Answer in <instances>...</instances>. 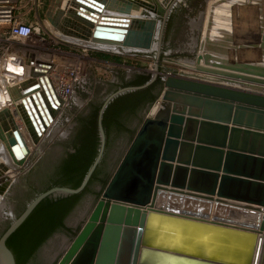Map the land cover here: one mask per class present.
I'll use <instances>...</instances> for the list:
<instances>
[{"label": "water", "instance_id": "obj_1", "mask_svg": "<svg viewBox=\"0 0 264 264\" xmlns=\"http://www.w3.org/2000/svg\"><path fill=\"white\" fill-rule=\"evenodd\" d=\"M67 1L66 12L59 8L49 18L63 34L92 44L151 50L174 0ZM204 43L203 38L199 51ZM199 51L197 61L209 59ZM159 57L158 51L154 76L129 91L156 81ZM213 64L229 70L227 76L264 84L259 64ZM34 75L27 69L29 79L9 87L15 111L0 109V139L18 168L32 154L23 126L40 152L42 133L61 104L53 101L50 78ZM161 80L168 114L146 115L99 199L81 215H86L81 228L72 239L64 238L56 264H264V92L186 76ZM119 95L108 99L101 117ZM100 126L101 153L81 186H56L38 194L0 235V264H16L6 241L43 198L85 189L105 146ZM0 165L3 199L15 174ZM212 206L222 216L228 209L255 216L246 223L219 219L211 216Z\"/></svg>", "mask_w": 264, "mask_h": 264}, {"label": "rangeland", "instance_id": "obj_2", "mask_svg": "<svg viewBox=\"0 0 264 264\" xmlns=\"http://www.w3.org/2000/svg\"><path fill=\"white\" fill-rule=\"evenodd\" d=\"M161 1L163 2L165 0H161ZM166 1H169V0H166ZM231 1L232 0H221L220 2L219 0H174L172 2V5L170 6L171 7L170 15L168 16L166 22H164V25L162 27V32H161V28L159 31V37H160V32H161L160 63L163 61L164 58H168V56L165 55L164 52L169 51L171 52L169 53L170 55L169 58L175 59V60H183L181 61V63L184 66L183 71L186 72V73H183V75H189L191 77L198 78V79L211 80V78L213 77L212 74L208 72H203L199 70L198 68H196L195 66H192L196 62H198L197 59L195 58L200 49V44L202 42V39L204 38L205 43H204L203 50L199 51V53H201L202 55H204L203 53H205V55L208 54V56H211L212 58L214 57L215 59H218L219 61L223 59L222 61L228 62L227 59H229L230 64L233 61L234 62L241 61L242 63L253 62L254 64H259L264 67V59H263L264 58V46L262 45L264 44V26H263L264 25V22H263L264 21V15H263L264 0H239V2L238 0H233L232 5L230 6L229 4L231 3ZM252 1H253V4L255 3L254 4L255 6L259 5V3L257 4L256 2L263 3V5L262 7L259 8L258 6V8L256 7L257 9H255V6H253ZM233 2L234 3L237 2L235 3L236 5H234ZM67 3H68L67 0H43L42 2L43 12L37 15V18L40 24V33L38 32L37 33L38 35L46 38L47 41L45 42L44 46L49 50L63 49L65 51H73L75 53H78L82 58L84 57V54L86 53L92 56H97L96 54H99V53H105V54L111 55L112 53H109V52L90 50L89 47L87 48L88 52H84V48H85L84 45L78 46L74 42L67 40L64 37L67 35L60 32L59 29H57V27H55L51 23L49 18H52L59 8L66 10L67 5H68ZM226 3H228L229 7L233 8L234 10L228 9L229 7L228 8L226 7L228 6L226 5ZM260 9H262V12L260 11ZM248 15H251V16L245 19V17ZM24 16L26 18L27 17L30 18L31 19L30 21L36 20L33 12L29 11ZM200 17H201L200 20H202V22H200L202 23L201 26H199L200 24H199V19H198ZM195 18H196V21H194ZM211 18H212V21H211ZM229 20H234L235 22H231V21L229 22ZM209 22H210V25H208ZM188 29H191V31H188ZM204 32H205V36H204ZM186 35L188 36L187 39H186L187 37ZM35 37L31 40L32 42H34ZM233 37L235 38L236 43H240V44L247 43V44L243 46H239L237 44L235 45V42L232 41L234 39ZM221 40L223 42H220ZM259 42H260L259 46L248 45L250 43H259ZM212 43L213 45L217 43L218 46H215V45L214 46L217 47L216 51L220 50L218 51V53L214 51L215 47L212 46ZM156 44L158 45L159 43H156ZM219 46L221 47L219 48ZM246 50H249L250 53L257 54V56L259 57L258 61L255 60L257 58L255 55L249 57L250 59L246 56V58L249 60L243 61L241 59V56H242L241 52L246 51ZM211 57H209V59H212ZM204 60L205 58L200 61H204ZM225 64H229V62ZM90 72H92L95 75V77H91V79L87 81L86 83L87 85L83 84V85H80L79 88H77L76 90L77 94L75 95L74 100L72 102L73 105H76V106L81 105L80 100L85 99V98H89L90 102L91 101L95 103L102 102L105 98H107L109 95H111L114 92V89H112L113 85L115 87V84L118 83L119 85L117 84L116 87L118 88L120 86L123 87L122 84L125 83L124 82L125 80L123 77L121 78L120 76L121 74L127 75V76H133L130 74L147 75L150 78L152 77V75L148 74L146 71H138V72L129 73L128 71L120 70L118 73H113V71H111L110 69L103 68V67H94L93 69L90 70ZM158 78L159 76L157 77V79ZM214 80H217V79H214ZM91 82L93 84L90 85V88H89L88 86ZM153 91L157 97L150 104L149 108L145 109L146 110L145 116L149 114L151 109L161 100L162 87L157 86L153 89ZM64 116H65V112H64ZM142 121L143 119H141V121L137 124L133 132L129 133L128 135H121L120 137L113 138L110 142V146L109 145L107 146V144L106 146H104L102 150V156H101L102 158L100 160L101 161L100 163H102V167L105 166V160H106L105 158H108V160L110 161V170H111L110 176L112 175L113 171L117 167L126 148L132 141ZM68 126H69V123L68 121L66 122V120L62 119V121L57 122L56 126L54 127V129L58 128L57 135L52 137L49 134V135H46L42 139L43 141L41 142L40 154L36 147L35 148L31 147L34 145L33 141L31 140L28 134H27L28 136L26 135V139L29 142V145L32 149V154L30 155L26 165L23 166L24 168L22 167V170L20 171V173L18 175L13 176V179H14L13 186L14 187L16 186L18 188L20 187L24 189L28 185H31L33 181L36 180V178L38 177V172L35 170L36 168L34 167L38 165L37 163L40 161L39 159L40 155L44 154V152L47 151L45 148L53 147V146L58 147V144L60 141L67 139V137H64V136L67 133ZM2 144L4 145L3 141L0 139V150L2 149ZM93 187L97 189L98 191L96 193L97 196L95 197L96 200H94V193L88 194V196H91V199H89L86 207L82 209V214H84L85 208L90 207L89 209H91L94 206V204L97 202V200L99 199L104 189V187L101 184L93 185ZM0 199H2L1 196H0ZM3 199L5 200L6 203L2 211L4 214H2L0 217V228L3 226V224H5L9 219L12 218L11 217L12 210L10 208V206H12V203L11 202L9 203V199L7 198V196H5ZM8 207L10 210L8 209ZM5 211H6V214H5ZM73 218L76 219L78 217L75 215H72L71 221L75 220ZM59 237H60L59 239L58 238H56V240L53 239L54 243L50 245V247H48L49 256H50V259H49L50 264H56L59 258L61 257V255L63 254V251L62 249L60 250V247L64 244L63 241L66 236H64L63 234L62 235L60 234Z\"/></svg>", "mask_w": 264, "mask_h": 264}, {"label": "built area", "instance_id": "obj_3", "mask_svg": "<svg viewBox=\"0 0 264 264\" xmlns=\"http://www.w3.org/2000/svg\"><path fill=\"white\" fill-rule=\"evenodd\" d=\"M27 2L30 3L31 0ZM21 3H23L22 0H0V43H7L10 46L15 41L32 40L35 36L37 37H35L33 42L36 48L31 49L28 55L11 56L10 65L15 67L13 69L15 75L26 76L27 69H31L35 73L32 76L33 78L39 79L40 76L50 78L57 98L53 99V101H61V104L58 105L59 112L56 119L51 124L59 122V117L65 109L75 106L72 102L77 94L76 90L80 85L86 84L91 77H95L90 72L94 67L108 68L113 73H118L120 70H125L129 73L146 71L148 74L154 76L158 51L161 56V49L159 48L151 50L117 48V50L104 51L99 47L89 46L90 50L112 53L111 55L119 57L120 61L104 59L87 53L82 58L78 53L73 51L47 49L44 46L47 41L46 38L37 33V29L40 30L38 18L32 22H25V16L18 12V6ZM159 38V34H157L156 43H159ZM77 45L82 46L81 44ZM87 48L85 46L84 52H88ZM169 53L171 52H164L168 58H164L161 63L159 57L156 76H159L161 79L168 76L191 77L183 75V73H186L183 71L184 66L181 63L183 60L171 59L169 58ZM4 55V53L0 54V60L4 59ZM92 84L91 82L88 87L90 88ZM83 101L84 99L80 100L81 105Z\"/></svg>", "mask_w": 264, "mask_h": 264}, {"label": "trees", "instance_id": "obj_4", "mask_svg": "<svg viewBox=\"0 0 264 264\" xmlns=\"http://www.w3.org/2000/svg\"><path fill=\"white\" fill-rule=\"evenodd\" d=\"M97 57L120 61L119 57L99 53ZM149 76L138 75L137 78L129 83L135 87H140L149 81ZM161 78L156 79L151 85L138 89L133 92L126 93L117 97L110 103L103 117V126L107 136L114 126V121L110 120V116L125 109L134 111L142 103L153 102L156 94L153 89L157 86L162 87ZM100 108L94 111L92 122L86 126L85 135L75 137L73 150L68 152L61 163L57 166L55 173L50 176V183L39 192L47 191L53 187H70L77 189L83 183L86 175L93 166L100 148L98 113ZM100 169L94 171L89 183L85 189L78 194L68 195H48L43 198L32 210L24 222L8 237L6 243L13 251L16 264H26L29 259L37 252V250L46 243V241L54 234L65 228V220L78 205L83 194L89 190L92 181L98 178ZM109 178L104 181V187L108 183Z\"/></svg>", "mask_w": 264, "mask_h": 264}, {"label": "flooded vegetation", "instance_id": "obj_5", "mask_svg": "<svg viewBox=\"0 0 264 264\" xmlns=\"http://www.w3.org/2000/svg\"><path fill=\"white\" fill-rule=\"evenodd\" d=\"M158 48H159V44H158L157 49ZM130 75H133V76H127V75L121 74L120 75L121 78L123 77L125 80L124 81L125 83L122 84L123 87H121V86L119 88L116 87V85L118 83L115 84V87H114V85H113V87L110 86V87H112V89H114V92L111 95H109L107 98H105L102 102H98V103H95L92 101L90 102L89 98H85L82 105H77V106L75 105L74 107H69L68 109H65L62 112V114L59 117V120L62 121V119H63V120H66V122L68 121V123H69L67 133H66V135L64 134L65 135L64 137H67V139L60 141L58 144V147L53 146V147L45 148L47 151H45L44 154L40 155V158H39L40 161L37 163L38 165L36 164L37 166L35 165L36 167H34V168H36L35 170L38 172V177L36 178L35 181H33V183L31 185H28L26 188L22 189L20 187L19 188L16 186L14 187L12 184L13 187L11 186L8 193L6 194L7 198L9 199V203L10 202L12 203V206H11V210H12L11 211V213H12L11 217L12 218L9 219L0 228V235L2 234V232L4 230H6L10 226V224L12 223V221L15 218L20 217L24 213V211L28 207L29 203L38 194L42 193L39 191L41 189H43L44 187H46L51 182L50 176L53 173H55L57 166L61 163V161L64 159V157L67 155V153L73 150L74 143H75V137H78L80 134H81V137H83L85 135V131H86L85 127L88 126L92 122V119L94 116V111L96 110L97 107L100 108L99 113H98V125H99V137H100L99 154L101 153V147H102V142H101L102 132H101V126L100 125H102L103 131H104V134L106 137L105 146H106V144H107V146L108 145L110 146V142L113 138L120 137L121 135H128L129 133L133 132V130L136 128L137 124L141 121V119L144 120V118L146 117L145 116V114H146L145 109H148L150 104L152 103L150 101L142 103L134 111H131V109L129 108V109H125V110L121 111L120 113L115 114L113 117L110 116V120L114 121V126H113V128H111V132H110L109 136H107L105 129H104V126H103L104 113H105L106 109L108 108V106L110 105V103L105 108V110L102 114V117H101V112L104 109L105 104L108 101V99H110L112 96H114L118 93H121V95H119V96H122L126 93L133 92V91H129L128 89L131 87H135V86L130 85L129 83L134 81L138 75H134V74H130ZM124 90H126V91H124ZM153 93H154V91H153ZM64 112H65V116H64ZM40 152H39V154H40ZM99 154H98L97 158L99 157ZM97 158H96V160H97ZM101 158L102 157H100V160H101ZM105 159H106L105 160V166L102 167V163H100L101 162L100 160L97 163L95 170L97 169V167H98V169L101 170L100 173L98 174V178L91 182V184L89 185V190L83 194L78 205L74 208V210L70 213V215L65 220V228L60 230L57 233H54L46 241V243L43 244L37 250V252L29 259V261L26 264H50V261H49L50 256H49L48 247H50V245H52L54 243V240H56V238L59 239L60 234L61 235L63 234L64 236H66L69 239H72L77 234V232L81 228V226H82V224L86 218V215L85 216H81V215H83L82 209H84V207H86L89 199H91V196H88V194L94 193V200H96L95 197L97 196L96 193L98 191H97V189H95L93 187V185L101 184L104 187V181L107 180L108 178L110 179V177H111L110 176V174H111L110 161L108 160V158H105ZM96 160H95V162H96ZM95 162H94V164H95ZM89 181H88V183H89ZM86 209L87 208H85V210ZM72 215H75L78 218H76V219L73 218L75 220L71 221Z\"/></svg>", "mask_w": 264, "mask_h": 264}, {"label": "bare ground", "instance_id": "obj_6", "mask_svg": "<svg viewBox=\"0 0 264 264\" xmlns=\"http://www.w3.org/2000/svg\"><path fill=\"white\" fill-rule=\"evenodd\" d=\"M166 1V0H165ZM221 0H219L220 2ZM233 1V0H232ZM232 1L231 3L229 4L230 6L232 5ZM239 2V0H238ZM234 3V2H233ZM237 3V2H235ZM234 3V5H236ZM257 4L259 3V8L262 7L263 3H260V2H256ZM252 4H253V1H252ZM255 4V3H254ZM253 4V6H255ZM256 4V5H257ZM226 5H228V3H226ZM226 6L227 8L229 7ZM233 5V7H234ZM252 6V7H253ZM258 6H255V9L258 8ZM66 7V6H65ZM68 5H67V8L65 10V12L68 10ZM257 7V8H256ZM62 9V8H60ZM230 10H232L233 8H228ZM234 10V9H233ZM239 10V9H238ZM241 11V10H240ZM260 11L262 12V9H260ZM239 12V11H238ZM136 14H138L139 12H134ZM233 14V13H232ZM264 15V13H263ZM238 17V16H237ZM234 18V17H233ZM232 18V19H233ZM237 19V18H236ZM235 19V20H236ZM263 19V17H262ZM235 22L234 20H229V22ZM263 21V20H262ZM264 22V21H263ZM264 26V25H263ZM59 36V35H58ZM66 39H68L69 41L71 42H74V43H77V44H87L88 46L86 47H89L90 45L91 46H96V47H99V48H103V50H117V47L115 46H110V45H106V44H100V43H97V44H92V42H82L76 38H73V37H68V36H64ZM262 37V36H261ZM233 41V40H232ZM220 43V42H219ZM83 44V45H84ZM215 46H218L217 43L214 44ZM213 43H212V46H214ZM220 45V44H219ZM214 46V47H215ZM222 46V45H221ZM219 46V48L221 47ZM158 47L157 44H155L153 46V48H156ZM207 48V47H206ZM212 48V47H211ZM216 48L214 49V51H216ZM223 48V47H222ZM209 49V48H208ZM232 49V48H231ZM218 50V49H217ZM223 50V49H221ZM225 50V49H224ZM229 50V48H228ZM208 51V50H207ZM220 51V50H218ZM218 51H216L218 53ZM212 52V51H211ZM229 52V51H228ZM232 52V51H231ZM220 53V52H219ZM222 53V52H221ZM205 55V53H203ZM207 54V53H206ZM215 54V53H214ZM213 54V55H214ZM216 56V55H215ZM219 56V55H218ZM249 56V55H247ZM211 57V56H210ZM217 57V56H216ZM212 58V57H211ZM222 59V57H221ZM233 59V58H232ZM230 59V60H232ZM203 60V59H202ZM223 60V59H222ZM222 60H218V59H215L214 57L212 59H208V60H204V61H198L196 62L194 65L192 66H195L196 68H198L199 70L203 71V72H208L210 74L213 75V77L211 78V80H206V81H211V82H216V83H221V84H226V85H231V86H234V87H241V88H245V89H249V90H253V91H261V92H264V84H259V83H254V82H250V81H245V80H242V79H239V78H233V77H230V76H227L225 75L224 71H229V70H225L224 68H221V67H217L215 66L213 63H228L227 61H222ZM226 60V59H225ZM229 61V59H227ZM235 60V58H234ZM248 60V59H247ZM4 60H0V86H2L1 88L3 89L2 91H0V109H3V108H10L12 111H14L16 108L14 106L15 102L13 100V98L11 97L10 95V91H9V87L12 86V85H15L17 84L19 81H23V79H29V77L26 76V78H23L22 76H19V75H15L13 73H7L4 71V69L2 68L3 66V62ZM234 62V61H233ZM239 62V61H238ZM241 62V61H240ZM229 64H230V61H229ZM10 68L12 69H15V67L13 65H10ZM223 73H221V72ZM11 72V71H10ZM215 76V78H214ZM217 76V77H216ZM25 77V76H24ZM219 77V78H218ZM213 79V80H212ZM214 79H217V80H214ZM202 80H205V79H202ZM0 88V89H1ZM89 91V90H88ZM77 102V101H76ZM41 103V102H40ZM42 105V104H40ZM170 109V104L166 101H164L162 98L161 100L151 109L150 113H149V116L151 115H159V114H162L163 116L168 114V111ZM19 120V119H18ZM56 126V122L51 124L50 127L46 130V132L42 133V136L41 138L43 139L46 135H51L52 137L56 136L57 133H58V128L57 129H54V127ZM23 134L26 138V135H27V132L25 130V127L23 126ZM28 136V135H27ZM43 141V140H42ZM40 145H33L31 147H38ZM0 161L2 164L8 166L10 169H12L11 171V175L13 176L14 174L15 175H18L20 173V171L22 170V168H18L14 162H13V159L11 158V155L9 154L8 150H7V147L5 146V144L3 145L2 144V149L0 150ZM0 168H1V165H0ZM24 168V167H23ZM15 178V177H14ZM5 200L4 199H0V217L2 214H4L2 211H3V207L5 206ZM8 205V204H7ZM10 205V204H9ZM7 207V206H6ZM11 208V206H10ZM7 209V208H6ZM5 209V210H6ZM9 209V207H8ZM219 209V208H218ZM217 209V211H215V206H212V212H211V216H213V214L217 217H219V219H226L228 221H233V222H237V223H246L248 222L252 216L254 217L255 214H245L246 212L244 211H236V210H229L228 208V211H227V214L225 216H222L223 215V212L222 211H219ZM10 210V209H9ZM8 212V211H7ZM220 212V213H219ZM216 213V214H215ZM5 214H6V211H5ZM8 214V213H7ZM8 216V215H7ZM234 217V218H233ZM264 215L262 216V213H261V216H260V219L263 218ZM7 218V217H6ZM256 218H259L258 216ZM3 221V220H2Z\"/></svg>", "mask_w": 264, "mask_h": 264}, {"label": "crops", "instance_id": "obj_7", "mask_svg": "<svg viewBox=\"0 0 264 264\" xmlns=\"http://www.w3.org/2000/svg\"><path fill=\"white\" fill-rule=\"evenodd\" d=\"M28 0H22V2L23 3H21L18 7H19V9H18V12L20 13V14H23V15H25L27 12H29L30 10V12H33L34 13V17H35V19L37 18V15L38 14H41L42 12H43V10H42V2H43V0H31V2L29 3V2H27ZM249 16H251V15H248V16H246L245 17V19L246 18H248ZM199 19V26H201V24L202 23H200V22H202V20H200L201 19V17L200 18H198ZM31 19L30 18H26L25 17V22H32V21H30ZM194 21H196V18H195V20ZM198 23V22H197ZM186 31V30H185ZM188 31H191V29H188ZM189 35V34H188ZM187 36V35H186ZM188 38V36L186 37V39ZM35 49L36 48V46L33 44V42L31 41V39H29V40H27V39H24V40H19V41H15L14 43H12L10 46L7 44V43H0V54H2V53H4L5 55H4V61H2L3 62V66H2V68L4 69V71L5 72H7V73H13V74H15L13 71H12V69L10 68V60H11V56H13V55H22V54H24V55H28L29 53H30V50L31 49ZM253 52V51H252ZM258 53V52H257ZM241 59L243 60V61H247V58H246V56L247 55H249V56H247L248 58L249 57H251V56H253V55H255L257 58L255 59L256 61H258V56H257V54H253V53H250L249 52V50H246V51H243V52H241ZM250 59V58H249ZM248 59V60H249ZM11 71V72H10ZM19 76H21V75H19ZM23 78H26V76L24 77V76H22ZM23 81H26V79L24 80L23 79ZM22 81H19L17 84H19V83H21ZM2 86H0V88H1ZM3 89L1 88L0 89V91H2ZM14 106H15V108H16V103L14 104ZM15 111V110H14ZM17 119V121L19 122V123H21L20 122V119H19V117H17L16 118ZM19 119V120H18Z\"/></svg>", "mask_w": 264, "mask_h": 264}]
</instances>
